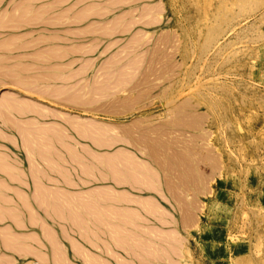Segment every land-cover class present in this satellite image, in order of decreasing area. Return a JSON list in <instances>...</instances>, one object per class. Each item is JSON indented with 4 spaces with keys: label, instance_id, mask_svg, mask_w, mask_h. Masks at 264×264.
Returning <instances> with one entry per match:
<instances>
[{
    "label": "rangeland",
    "instance_id": "374dc122",
    "mask_svg": "<svg viewBox=\"0 0 264 264\" xmlns=\"http://www.w3.org/2000/svg\"><path fill=\"white\" fill-rule=\"evenodd\" d=\"M70 3L0 0V173L28 166L6 138L40 111L41 154L94 144L114 155L68 151L179 199L182 264H264V0H109L60 21Z\"/></svg>",
    "mask_w": 264,
    "mask_h": 264
},
{
    "label": "crops",
    "instance_id": "0c3cea01",
    "mask_svg": "<svg viewBox=\"0 0 264 264\" xmlns=\"http://www.w3.org/2000/svg\"><path fill=\"white\" fill-rule=\"evenodd\" d=\"M65 1L71 2V6L69 12L61 11L58 14L56 18H60V21L67 18V21L72 23H91L93 21L92 14L103 16L106 15L103 13L104 11L109 12V7L105 5L109 0ZM96 8H99L103 14L95 13ZM39 119H41L40 116L33 117V121L38 122ZM33 121V124L31 123L29 126L28 123H24L19 131L15 127L13 129L11 127L12 135L8 134L11 138H6V141L11 142L14 146L19 143V148L24 151L28 162V166L25 167L18 161H12V163H9L10 167L6 165L4 168V175L0 173V198L2 199L0 214L3 216L0 218V222L6 225L4 230L0 229V234L3 236L0 235V255H4L6 264L9 261L10 264L17 263L19 259L24 260V264L183 263V251L188 248V240L183 236V229L185 228L183 216L187 217L188 211L178 206V198L172 197L165 188L153 189L145 185L142 186V184L134 185L125 181L118 182V179L117 181L112 178L113 176H108L109 171L106 167L97 166L93 169L88 166V169H86V161L90 159V156L82 154L81 156L85 157L84 159L81 156L77 160L72 159L70 158L72 155L67 152L68 147L65 146L66 150L62 151L56 141L51 144L52 151L41 154L32 133L40 134L42 129L40 128V131L35 128L36 122ZM24 126H28V130H30L26 135L23 132L26 130V128H23ZM22 132L23 134L20 135ZM23 135L25 137L28 135L31 138L28 140V137L25 138ZM72 147L75 152L76 150L83 153L94 151L96 153L95 157L98 159H104L105 157L107 159L114 155L106 153L107 149L98 148L94 144H81L80 146L72 144ZM53 154L55 155L53 156ZM76 162L79 163L76 164ZM86 170L92 174L86 173ZM99 172L104 174L101 175ZM127 196L128 200H126ZM86 198L88 200H85ZM152 205L155 206L152 207ZM128 209H132L134 212L132 210L127 211ZM177 216L180 219L176 218ZM134 224L138 227L133 226ZM5 235L8 237H5ZM174 236L176 238L179 236V240L174 241ZM144 242L147 244H144ZM131 251L136 252V255ZM148 255H150V259Z\"/></svg>",
    "mask_w": 264,
    "mask_h": 264
},
{
    "label": "bare ground",
    "instance_id": "6f19581e",
    "mask_svg": "<svg viewBox=\"0 0 264 264\" xmlns=\"http://www.w3.org/2000/svg\"><path fill=\"white\" fill-rule=\"evenodd\" d=\"M103 4H104V3H103ZM116 4H117V3H116ZM118 5H119V4H118ZM113 6H116V5H113ZM52 10H53V9H52ZM5 16H6V15H5ZM2 17H3V16H2ZM7 17H9V16H7ZM11 17H12V16H11ZM10 19H12V18H10ZM10 19L7 18V19H5V20H10ZM19 19H20V18H19ZM12 21H13V20H12ZM1 22H2V20H1ZM10 22H11V21H9L8 23H10ZM14 22H16V21L14 20ZM14 22H13V23H14ZM22 22H24V21H22ZM53 24H54V23H53ZM0 25H2V23H1ZM104 25H105V24H104ZM5 26L8 27V25H6V23H5ZM193 27L196 28V27H197V23L193 24ZM1 28H2V26H1ZM5 28H6V27H5ZM10 28H11V27H10ZM95 30H96V29H95ZM101 34H102V33H101ZM52 40H53V39H52ZM34 46H35V45H34ZM51 48H52V47H51ZM62 48H64V47H61V49H62ZM68 48H69V47H68ZM61 49H60V50H61ZM52 50H53V49H52ZM76 50H77V49H76ZM87 51H88V50H87ZM54 52H55V51H54ZM72 52H73V51H72ZM86 53H87V52H86ZM47 54H48V53H47ZM49 54H51V53H49ZM62 54H63V53H62ZM73 54H74V53H73ZM64 55H66V54H64ZM41 56H42V55H41ZM44 56H45V55H44ZM44 56H43V57H44ZM52 56H53V52H52ZM39 57H40V56H39ZM52 58H53V57H52ZM64 58H66V57H64ZM60 59H61V58H60ZM85 60H86V59H85ZM41 62H42V61H41ZM74 62H75V61H74ZM74 62H73V63H74ZM65 65H66V64H65ZM68 65H69V64H68ZM60 66H61V64H60ZM56 68H57V67H56ZM67 69H68V68H67ZM41 70H42V69H41ZM55 71H56V70H55ZM43 74H44V73H43ZM79 74H80V73H79ZM44 75H45V74H44ZM84 75H85V74H84ZM18 76H19V75H18ZM22 77H23V76H22ZM43 77H44V78L41 79V80H45V79H46L45 77H48V78H49L48 75H47V76H43ZM66 77H67V75H66ZM20 78H21V77H20ZM36 78H38V77H36ZM51 79H52V78H51ZM37 80H38V79H37ZM47 80H48V79H47ZM47 80H46V81H47ZM64 80H65V78H64ZM46 81H45V82H46ZM38 82H40V81H38ZM47 82H48V81H47ZM67 82H68V81H67ZM75 85H76V83H75ZM86 85H87V84H86ZM46 87H47V86H46ZM62 87H63V86H62ZM80 87H82V86H80ZM44 88H45V87H44ZM57 88H58V87H57ZM70 88H71V87H70ZM82 89H83V87H82ZM52 91H53V90H52ZM59 92H60V91H59ZM74 92H75V91H74ZM72 95H73V94H72ZM72 95H69V96H72ZM79 96H80V95H79ZM65 98H66V97H65ZM67 98H68V97H67ZM72 98H73V97H72ZM9 100H11V99H9ZM6 101H7V100H6ZM11 101H12V100H11ZM11 101H10V102H11ZM13 101H14V100H13ZM13 101H12V102H13ZM74 101H75V100H74ZM8 102H9V101H8ZM8 102H7V103H8ZM17 102H19V101H17ZM19 103H20V102H19ZM15 104H16V103H15ZM20 104H21V103H20ZM22 104H23V103H22ZM25 104H26L27 107L29 106V105H27V103H25ZM28 104H29V103H28ZM3 105H4V103H3ZM8 105H9V104H8ZM12 105L15 106L14 104H12ZM17 105H18V104H17ZM23 105H24V104H23ZM23 105H22V106H23ZM1 106H2V105H1ZM6 106H7V104L4 105L5 108H6ZM13 106H12V107H13ZM22 106H21V107H22ZM24 106H25V105H24ZM10 107H11V106H10ZM16 108H17V106H16ZM25 108H26V107H25ZM29 108H30V107H29ZM0 109H1V108H0ZM2 109H3V110H6V109H4V108H2ZM8 109H9V108H8ZM11 109H12V108H11ZM13 109H14V108H13ZM22 109H23V108H22ZM24 110H26V109H24ZM36 110H37V109H36ZM1 111H2V110H0V113H1ZM38 111H39V110H38ZM5 112H6V111H5ZM26 112H28V111H26ZM26 112H25V113H26ZM41 112H42V111H41ZM44 112H45V111L43 110V113H44ZM7 113H8V112H7ZM37 113H38V112H37ZM8 114H9V113H8ZM40 114L42 115V113H40V111H39L38 116H39ZM49 114H50V113H49ZM12 115H13V114H12ZM35 115H36V114H35ZM41 115H40V118H41V119H42V117H47V116H43V115H42V117H41ZM2 116H4V114H3ZM8 116H9V115H8ZM51 116H52V115H51ZM53 116H54V115H53ZM6 117H7V116H6ZM10 119H11V118H9L8 120H10ZM67 121H68V120H67ZM73 121H74V120H73ZM25 122H26V121H25ZM33 122H36V120L33 121ZM26 123H27V122H26ZM40 123H41V122H39V124H40ZM67 123H68V122H67ZM67 123H66V124H67ZM69 123H71V122H69ZM3 124H5V123L3 122ZM30 124H31V123H30ZM32 124H33V123H32ZM35 124H36V123H35ZM72 124H73V123H72ZM42 125H44V124L42 123ZM70 125H71V124H69V126H70ZM74 125H75V124H74ZM74 125H73V126H74ZM79 125H80V124H79ZM82 125H83V124H82ZM87 125L89 126V124H87ZM87 125H86V126H87ZM28 126H29V123H28ZM28 126H27V127L25 126V127H26V130L23 131L24 133H25V131H27V130L29 129ZM33 126H34V125H33ZM35 126H36V125H35ZM37 126H38V125H37ZM37 126H36V127H37ZM54 126H55V125H54ZM86 126L83 125V126L81 127V130H82L83 127L85 128ZM92 126H93V125H92ZM36 127H35V128H36ZM51 127H52V126H51ZM90 127H91V126H90ZM17 128H18V127H17ZM23 128H24V127H23ZM27 128H28V129H27ZM35 128H34V130H35ZM43 128H45V127H43ZM48 128H49V127H48ZM48 128L45 129V130H47V133L50 135V133L54 130V129H53L54 127L51 128V129L49 128L50 131L48 130ZM76 128H78V127H76ZM79 128H80V127H79ZM84 128H83V130H84ZM19 129H20V128H19ZM21 129H22V128H21ZM38 129L40 130V128H38ZM52 129H53V130H52ZM55 129H56V128H55ZM59 129H60V128H59ZM59 129H57L58 133H60V132H59ZM62 129H63V128H62ZM64 129H65V128H64ZM74 129H75V128H74ZM91 129H92V128H91ZM91 129H90V131H91ZM34 130H33V131H34ZM39 130H37V131H39ZM42 130H44V129H42ZM45 130H44V132H45ZM51 130H52V131H51ZM65 130H66V129H65ZM65 130H64V131H65ZM81 130H79L78 133L81 134V132H82V134H83V132L85 131L84 134H83V137H84L85 134H87V133L89 132V131L87 132V129H85L84 131H83V130L81 131ZM28 131H29V130H28ZM28 131H27V132H28ZM40 131H41V130H40ZM80 131H81V132H80ZM0 132H1V130H0ZM23 132H22L20 135H22ZM44 132L41 131L39 135L42 136V135L44 134ZM49 132H50V133H49ZM53 132H55V131H53ZM68 132H69V131H68ZM86 132H87V133H86ZM30 133H31V132H30ZM41 133H43V134L41 135ZM47 133L45 132V134H46L45 136L48 135ZM32 134H33V135L35 134L34 136L38 135V134H36V133H32ZM32 134H29V135H32ZM54 134H55V133H54ZM66 134H67V132H66ZM80 134H79V135H80ZM88 134H89V133H88ZM88 134H87V135H88ZM2 135H3V134H2ZM5 135H6V134H5ZM25 135H26V133H25ZM39 135H38L39 138H37V136H36V137L33 136V137L39 139V141L35 139V140L38 141V142H40V141H41V142H45L44 138H43L42 140H40L42 137L40 138ZM51 135H52V134H51ZM55 135H56V134H55ZM64 135H65V134H64ZM23 136H24V135H23ZM23 136H21V137L23 138ZM43 136H44V135H43ZM24 137H25V136H24ZM27 137H28V140H29V138H31V137H29L28 135H27ZM27 137H25V138H27ZM52 137H53V135H52ZM48 138H49V136H48V137H45V139H48ZM69 138H70V136H69ZM69 138H68V139H69ZM23 139H24V138H23ZM53 139H54V138H53ZM43 140H44V141H43ZM49 140H50V138H49ZM69 140H70V139H69ZM98 140H99V139H98ZM98 140H96V141L99 142ZM104 140H105V139H104ZM24 141H25V140H24ZM31 141H34V140H31ZM51 141H53V140L51 139V140H50V143H51ZM71 141H72V140H71ZM101 141H103V140L101 139ZM41 142H40V143H41ZM46 142H48L47 144H50L49 141H46ZM46 142H45V143H46ZM24 143H25V142H24ZM35 143H36V142H35ZM40 143H37V144L39 145ZM45 143L42 144V147H43V148H44ZM76 143H77V142H76ZM99 143H100V142H99ZM28 144H30V143H28ZM31 144H32V143H31ZM32 145H33V144H32ZM34 145H35V144H34ZM68 145H69V143H67L66 146L68 147ZM70 145H71V144H70ZM70 145H69L68 148L71 147ZM80 145H81V144H80ZM80 145H79V146H80ZM39 146L41 147V145H39ZM85 146H86V145H85ZM36 147L38 148V146H36ZM45 147H46V145H45ZM74 147H75V146H74ZM83 147H84V146H83ZM85 148H86V147H85ZM85 148H84V149H85ZM82 149H83V148H82ZM71 150H72V147H71ZM80 150H81V149H80ZM32 151H33V150H32ZM47 151H48V150H47ZM47 151H46V152H47ZM83 151H84V150H83ZM38 152H39V151H38ZM40 152H42V151L40 150ZM67 152H69V154H70V151H67ZM30 153H31V151H30ZM33 153H34V152H33ZM59 153H60V152H59ZM33 155H34V154H33ZM49 155H50V154H49ZM61 155H64V154H61ZM69 157H70V156H69ZM74 157L76 158L77 156H74ZM81 157H82V156H81ZM103 157H104V156H103ZM47 158H48V157H47ZM49 158H51V157H49ZM63 158H65V157H63ZM70 158H73V157L71 156ZM75 158H73V159H75ZM82 158L84 159L85 157H82ZM105 158H106V157H105ZM105 158H104V159H105ZM51 160H52V159H51ZM76 160H77V158H76ZM116 160H118L117 157H116ZM63 161H64V160H63ZM78 161L81 162L80 160H78ZM119 161H120V159H119ZM74 162H75V161H74ZM79 162H78V163H79ZM105 162H107V163H106V164L104 163V166H105L106 168H108V169H109L108 171L110 172V170L113 169V168H111L110 166L107 165V164H108V161H105ZM47 163H48V162H47ZM76 163H77V162H76ZM78 163H77V164H78ZM82 163H83V162H82ZM120 163H121V162H120ZM81 165H82V164H81ZM106 165H107V166H106ZM32 166H33V165H32ZM57 166H58V165H57ZM83 166H84V165H83ZM9 167H10V166H9ZM58 167H59V166H58ZM60 167H61V166H60ZM80 167H81V166H80ZM84 167H85V166H84ZM92 167H93V166H92ZM109 167H110V168H109ZM118 167H119V166H118ZM118 167H117V168H118ZM7 168H8V167H7ZM36 168H37V167H36ZM87 168H88V167H87ZM87 168H86V169H87ZM96 168H97V167H96ZM122 168H123V167H122ZM15 169H16V168H15ZM89 169H90V168H89ZM93 169H95V168H93ZM93 169H92V170H93ZM103 169H104V168H103ZM114 169L116 170V168H114ZM12 170H13V169H12ZM17 170H18V169H17ZM17 170H16V171H17ZM37 170H38V169H37ZM67 170H68V169H67ZM74 170H76V169H74ZM117 170H118V169H117ZM117 170H116V172H118V175H117V174H114L115 171L112 170L113 174H114V175H117L116 177H112V176H114V175H112V173H111V174L109 173V175H110V176L112 175L111 177H112V178H115V180L118 179V180H119V181L117 180L118 182H120V181H125V182H129V183H133L134 185H135V184H136V185H139V184L143 183V181H141V179H139V178H141L140 176H139V178H138V176L136 177L134 174H133V175H129L130 173L132 174V172H130V170H129V174H128V171H126V173H125V171H122V170L117 171ZM123 170H125V167H124ZM127 170H128V169H127ZM132 170H134V169H132ZM8 172H9V171H8ZM12 172H13V171H12ZM17 172H18V171H17ZM84 172H85V170H84ZM84 172H83V173H84ZM91 172H92V171H91ZM134 172L136 173L135 170H134ZM134 172H133V173H134ZM86 173H88L87 170H86ZM99 173H100L101 175L104 174V173L102 174L101 172H99ZM119 173H120V174H119ZM12 174H13V173H12ZM15 174H16V173H15ZM66 174H67V172H66ZM68 174H69V173H68ZM88 174H90V172H89ZM88 174H87V175H88ZM91 174H92V173H91ZM91 174H90V175H91ZM97 174H98V173H97ZM16 175H17V174H16ZM21 175H22V174H21ZM105 175H106V174H105ZM123 175H125V176L123 177ZM137 175H138V174H137ZM106 176H107V175H106ZM93 177H94V176H93ZM103 177H104V176H103ZM107 178H108V177H107ZM49 180H50V179H49ZM143 180H144V179H143ZM68 181H69V180H68ZM81 181H82V180H81ZM140 181H141V182H140ZM57 182H58V181H57ZM66 182H67V181H66ZM118 182H117V183H118ZM138 182H139V184H137ZM144 182H145V181H144ZM146 182H147V181H146ZM115 183H116V181H115ZM149 183H151V182H149ZM143 184H144V183H143ZM143 184H142V186H143ZM151 184H152V183H151ZM151 184H150V187L153 186V184H152V185H151ZM76 185H77V184H76ZM144 185H146V183H145ZM42 186H43V185H42ZM140 186H141V185H140ZM61 189H62V188H61ZM61 189H60V190H61ZM50 190H51V189H50ZM110 190H111V189H110ZM114 190H115V189H114ZM51 191H52V190H51ZM53 191H54V190H53ZM111 191H112V190H111ZM122 191H123V190H122ZM136 191H137V190H136ZM63 192H64V191H63ZM63 192H62V193H63ZM112 192H113V191H112ZM65 193H66V192H65ZM88 193H89V192H88ZM125 193H126V192H125ZM125 193H124V194H125ZM75 194H76V193H75ZM99 194H100V193H99ZM70 195H71V193H70ZM73 195H74V194H73ZM125 195H126V194H125ZM128 195H130V194H128ZM42 196H43V195H42ZM120 196H121V195H120ZM133 196H134V195H133ZM45 197H46V196H45ZM63 197H64V196H63ZM162 197H163V196H162ZM162 197H161V198H162ZM53 198H54V197H53ZM71 198H72V197H71ZM122 198H123V197H122ZM42 199H43V198H42ZM44 199H46V198H44ZM77 199H78V198H77ZM83 199H84V197H83ZM109 199H110V197H109ZM114 199H115V198H114ZM135 199H136V198H135ZM143 199L145 200V198H143ZM143 199H141V200H143ZM68 200H69V199H68ZM85 200H88V199L86 198ZM107 200H108V197H107ZM111 200H113V199H111ZM115 200H116V199H115ZM120 200H121V199H120ZM124 200H125V199H124ZM126 200H128V196H127V199H126ZM52 201H53V200H52ZM91 201H92V200H91ZM93 201H94V200H93ZM139 201H140V200H139ZM146 201H148V200H146ZM79 202H80V200H79ZM126 202H127V201H126ZM149 202H150V201H149ZM86 203H88V202H86ZM97 203H98V202H97ZM129 203H130V202H129ZM142 203H143V202H142ZM146 203H147V202H146ZM134 204H135V203H134ZM139 204H141V203H139ZM139 204H138V205H139ZM151 204H152V203H151ZM88 205H89V204H88ZM93 205H94V204H93ZM147 205H149V204H147ZM155 205H156V204H155ZM155 205H154V206H155ZM110 206H111V205H110ZM142 206H143V204H142ZM154 206L152 205V207H154ZM70 207H71V206H70ZM70 207H69V208H70ZM145 207H146V206H145ZM94 208H95V207H94ZM91 209H92V208H91ZM120 209H121V208H120ZM56 210H57V209H56ZM59 210H60V209H59ZM93 210H94V209H93ZM118 210H119V209H118ZM123 210H124V209H123ZM125 210H126V209H125ZM131 210H132V209H128L127 211H131ZM94 211H95V210H94ZM132 211H133V210H132ZM105 212H106V211H105ZM133 212H134V211H133ZM118 213H119V212H118ZM118 213H117V215H118ZM121 213H122V212H121ZM77 214H78V213H77ZM104 214H105V213H104ZM111 214H112V213H111ZM115 214H116V213H115ZM124 214H125V213H124ZM131 214H133V213H131ZM72 215H73V214H72ZM97 215H98V214H97ZM112 215H113V214H112ZM117 215H116V216H117ZM120 215H121V214H120ZM109 216H110V215H109ZM125 216H126V214H125ZM132 216H133V215H132ZM101 217H102V216H101ZM136 217H137V216H136ZM80 218H81V217H80ZM80 218H79V219H80ZM106 218H107V217H106ZM113 218H115V217H113ZM124 218H125V217H124ZM127 218H128V217H127ZM117 219H118V218H117ZM142 219H143V218H142ZM71 220H72V219H71ZM139 220H140V219H139ZM103 221H104V219H103ZM123 221H124V220H123ZM126 221H127V220H126ZM145 221H146V220H145ZM124 222H125V221H124ZM41 223H42V222H41ZM103 223H104V222H103ZM128 223H129V222H128ZM131 223H132V222H131ZM100 224H101V223H100ZM126 224H127V223H126ZM101 225H103V224H101ZM103 226H104V225H103ZM116 226H117V225H116ZM116 226H115V227H116ZM133 226H136V224H134ZM140 226H141V225H140ZM106 227H107V226H106ZM111 227H113V226H111ZM111 227H110V228H111ZM131 227H132V226H131ZM136 227H138V226H136ZM121 228H122V227H121ZM142 228H143V227H142ZM154 228H156V227H154ZM154 228H152V229H154ZM107 229H108V228H107ZM111 229H112V228H111ZM150 229H151V228H150ZM44 230H45V229H44ZM88 230H89V229H88ZM117 230H118V229H117ZM126 230H127V229H126ZM84 231H85V230H84ZM100 231H101V230H100ZM119 231H120V230H119ZM127 231H128V230H127ZM141 231H142V230H141ZM143 231H144V230H143ZM148 231H149V230H148ZM150 231H151V230H150ZM156 231H157V230H156ZM111 232H112V231H111ZM117 232H118V231H117ZM117 232H116V233H117ZM144 232H145V231H144ZM153 232H154V231H153ZM158 232H159V231H158ZM7 233H8V232H7ZM121 233H122V232H121ZM130 233H132V232H130ZM130 233H129V234H130ZM160 233H161V232H160ZM86 234H87V233H86ZM124 234H125V233H124ZM144 234H145V233H144ZM134 235H135V233H134ZM158 235H159V234H158ZM9 236H10V235H9ZM113 236H114V235H113ZM135 236H136V235H135ZM155 236H156V235H155ZM5 237H8V236L5 235ZM49 237H50V236H49ZM93 237H94V236H93ZM115 237H116V236H115ZM159 237H160V236H159ZM130 238H131V237H130ZM152 238H153V237H152ZM55 239H56V238H55ZM121 239H122V238H121ZM121 239H120V240H121ZM124 239H125V238H124ZM132 239H133V238H132ZM132 239H131V240H132ZM143 239H144V238H143ZM6 240H7V239H6ZM9 240H10V239H9ZM118 240H119V239H118ZM4 241H5V240H4ZM10 241H11V240H10ZM10 241H9V242H10ZM126 241H127V240H126ZM149 241H150V240H149ZM5 242H6V241H5ZM127 242H128V241H127ZM132 242H133V241H132ZM139 242H140V240H139ZM161 242H162V241H161ZM6 243H7V242H6ZM74 243H75V242H74ZM72 244H73V243H72ZM103 244H104V243H103ZM144 244H147V243L144 242ZM144 244H143V245H144ZM148 244H149V243H148ZM163 244H164V243H163ZM139 245H140V244H139ZM10 246H11V245H10ZM95 246H96V245H95ZM128 246H129V245H128ZM134 246H135V244H134ZM147 246H148V245H147ZM76 247H77V246H76ZM129 247L131 248V246H129ZM143 247H144V246H143ZM143 247H142V248H143ZM148 247L150 248V246H148ZM153 247H154V246H153ZM29 248H30V247H29ZM32 248H33V247H32ZM118 248H120V247H118ZM137 248L139 249V247H137ZM161 248H162V247H161ZM57 249H58V248H57ZM122 249H123V247H122ZM131 250H132V249H131ZM143 250H144V248H143ZM145 250L147 251V249H145ZM156 250H157V249H156ZM163 251H164V250L162 249V252H163ZM106 252H107V251H106ZM131 252H132V251H131ZM133 252H134V251H133ZM133 252H132V253H133ZM153 252H154V251H153ZM155 252H156V251H155ZM87 253H88V252H87ZM113 253H114V252H113ZM135 253H136V252H135ZM135 253H133V254H135ZM143 253H144V252H143ZM149 253H150V251H149ZM91 254H92V253H91ZM150 254H151V253H150ZM152 254H153V253H152ZM80 255H82V254H80ZM113 255H114V254H113ZM113 255H111V256H113ZM128 255H129V253H128ZM135 255H136V254H135ZM135 255H134V256H135ZM137 255H138V254H137ZM158 255H159V254H158ZM91 256H92V255H91ZM149 256H150V255H148V258H149ZM153 256H154V255H153ZM160 256H161V255H160ZM57 257H58V256H57ZM87 257H88V255H87ZM87 257H85V258L87 259ZM140 257H141V256H140ZM158 257H159V256H158ZM116 258H117V257H116ZM153 258H154V257H153ZM117 259H118V258H117ZM122 259H123V258H122ZM139 259H141V258H139ZM149 259H150V258H149ZM58 260H60V259H58ZM87 260H88V259H87ZM91 260H92V259H91ZM99 260H100V257H99ZM100 261H101V260H100ZM115 261H116V260H115ZM123 261H124V260H123ZM126 261H127V260H126ZM145 261H146V260H145ZM5 262H6V260H5ZM106 262H107V261H106ZM138 262H140V261H138ZM143 262H144V261H143ZM9 263H10V261H9ZM92 263H93V262H92ZM140 263H142V262H140ZM0 264H2L1 261H0ZM54 264H55V263H54ZM145 264H146V263H145Z\"/></svg>",
    "mask_w": 264,
    "mask_h": 264
}]
</instances>
